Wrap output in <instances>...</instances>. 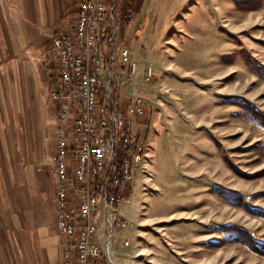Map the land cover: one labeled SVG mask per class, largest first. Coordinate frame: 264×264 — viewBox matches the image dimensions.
<instances>
[{
    "label": "rangeland",
    "instance_id": "rangeland-1",
    "mask_svg": "<svg viewBox=\"0 0 264 264\" xmlns=\"http://www.w3.org/2000/svg\"><path fill=\"white\" fill-rule=\"evenodd\" d=\"M139 2L121 42L140 71L120 94L145 98L147 153L113 260L264 264V0Z\"/></svg>",
    "mask_w": 264,
    "mask_h": 264
},
{
    "label": "built area",
    "instance_id": "built-area-1",
    "mask_svg": "<svg viewBox=\"0 0 264 264\" xmlns=\"http://www.w3.org/2000/svg\"><path fill=\"white\" fill-rule=\"evenodd\" d=\"M137 2L78 0L73 23L49 42L58 74L51 97L59 106L60 264H115V221L144 164L145 98L120 94L140 71L121 42L123 18H132ZM154 75L147 65L144 79Z\"/></svg>",
    "mask_w": 264,
    "mask_h": 264
},
{
    "label": "crops",
    "instance_id": "crops-1",
    "mask_svg": "<svg viewBox=\"0 0 264 264\" xmlns=\"http://www.w3.org/2000/svg\"><path fill=\"white\" fill-rule=\"evenodd\" d=\"M77 9L78 0H0V264L61 262L48 51Z\"/></svg>",
    "mask_w": 264,
    "mask_h": 264
},
{
    "label": "bare ground",
    "instance_id": "bare-ground-1",
    "mask_svg": "<svg viewBox=\"0 0 264 264\" xmlns=\"http://www.w3.org/2000/svg\"><path fill=\"white\" fill-rule=\"evenodd\" d=\"M227 5V4H226ZM165 22H166V18L163 20V23H162V27L165 25ZM158 30H160L159 26H158ZM150 124H151V121H150ZM146 153H147V141L146 139H144V146H143V161L145 160L146 158ZM155 220V219H154ZM148 221V220H147ZM152 221V220H151ZM144 224V223H143ZM159 224V223H157ZM147 228V227H146ZM142 252V251H141Z\"/></svg>",
    "mask_w": 264,
    "mask_h": 264
},
{
    "label": "trees",
    "instance_id": "trees-1",
    "mask_svg": "<svg viewBox=\"0 0 264 264\" xmlns=\"http://www.w3.org/2000/svg\"><path fill=\"white\" fill-rule=\"evenodd\" d=\"M262 115V117H263V119H264V114H261ZM262 123H263V125H264V121L262 120Z\"/></svg>",
    "mask_w": 264,
    "mask_h": 264
}]
</instances>
